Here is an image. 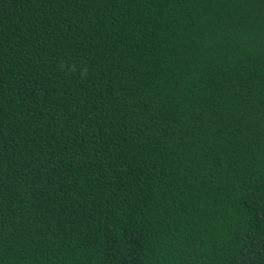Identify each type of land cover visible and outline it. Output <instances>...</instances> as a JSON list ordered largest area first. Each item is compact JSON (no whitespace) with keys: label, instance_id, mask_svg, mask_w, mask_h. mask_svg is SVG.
<instances>
[{"label":"trees","instance_id":"1","mask_svg":"<svg viewBox=\"0 0 264 264\" xmlns=\"http://www.w3.org/2000/svg\"><path fill=\"white\" fill-rule=\"evenodd\" d=\"M0 264H264V0H0Z\"/></svg>","mask_w":264,"mask_h":264}]
</instances>
